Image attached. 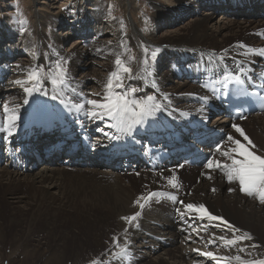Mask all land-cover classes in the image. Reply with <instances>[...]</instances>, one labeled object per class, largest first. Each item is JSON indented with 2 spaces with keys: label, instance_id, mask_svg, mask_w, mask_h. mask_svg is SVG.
Returning <instances> with one entry per match:
<instances>
[{
  "label": "bare ground",
  "instance_id": "bare-ground-1",
  "mask_svg": "<svg viewBox=\"0 0 264 264\" xmlns=\"http://www.w3.org/2000/svg\"><path fill=\"white\" fill-rule=\"evenodd\" d=\"M220 1L222 0H173V9L165 13L158 12L157 17L161 20L170 19L174 16L175 11L179 12L178 15L181 16L182 13L184 14L188 10H195L202 4L208 6L209 3H217ZM235 1L239 2L244 0ZM231 5L232 4L229 3L226 8V11L230 12V14L231 12H235V9L230 7ZM94 11L98 13L97 9ZM63 17L64 16H57L54 19V24L56 26L61 25L64 22ZM92 17L96 18L97 14L78 11L74 13V20H72V22L82 24ZM101 19L96 18V20ZM261 20L262 19L258 17L252 18L249 21L244 19L240 23H228L217 29L215 28L216 30L214 31L208 32V28L206 27L208 19L196 18L181 30H178L174 34L167 35L165 39H168L164 42L151 41L148 37H154L152 34L144 36V41H142L139 46L137 45V49L134 45L135 42L139 43L138 36L136 34H131V36L124 41L126 49L125 54L122 55V59L132 68V76L130 79L136 80L135 88L137 91L134 96H138L137 98L140 99L146 96L155 97V102L161 106L159 112L162 116H175L174 112H169L168 110V106L171 104L180 109L177 112L188 118L198 117L201 120H206V114L196 106L199 102L196 98V96L199 95V91L196 87L177 81H173L175 85L170 88L168 87L169 84L172 83V73L174 74V70L181 66L180 61L170 62V66H168L167 70L169 69L172 73L169 70H160L161 72H158V69L154 70L155 64L160 63L162 59L169 61V59L173 57L183 58L182 63L184 62L185 64H190L192 61L198 60L203 63H212L216 61V58H210L220 56L224 59L222 60L223 63L226 61L231 64L233 59H238V65L246 63L247 67H251V60L254 59V55L251 54L252 51L250 50L264 49V41L258 42V38L256 39V36H264V21ZM7 29L6 27L4 30L6 33L13 34ZM18 32L19 31H17V34ZM33 41L34 42L31 43L33 49L24 51L26 52L25 56L31 58L30 63L24 64L20 61H15L13 64L7 62L0 63V78L4 81V84L10 85L7 90L15 91L16 94L14 98H11L12 95L6 98V95L5 98L0 100V110H3V105L8 103L10 109L9 114L14 112L18 117L14 125L10 128L13 133L16 132V128H18V133L25 132L29 128L28 124H26L27 115L25 114L33 105V103H30L31 97L37 96L40 90H45L48 96L49 89H53V92H56L57 89H61H54L53 85L45 79L38 85V91H33L31 95H26L24 92V85L15 83V81L18 80L24 81L31 67L40 66L45 69L47 64L54 63L52 58H57L55 54V56L52 54L42 55V42L39 41V39H34ZM120 41V35H117L115 41L111 42L109 45L104 43L101 45L99 42L90 41H86L83 44L81 41H77L72 49L66 51L68 52L66 57L62 58L67 60V69L74 65L76 60L78 63L86 64L89 59L88 57L115 58L114 53H121ZM26 48H30V46L27 45ZM153 51L157 53L155 60L152 59V55L147 59V54H151ZM129 57L133 58L129 59ZM193 57L195 58L194 60ZM145 60L147 61L146 64L144 63ZM113 64V61L108 59L104 65H101L102 69L104 68L106 72L105 75L91 73V79H87L90 77L86 73L81 77L80 81L69 79L70 85L66 87V89L72 94H78L79 103L73 97L70 98L76 105H84V107L79 110L83 115H87L89 110L99 111L86 103H82V99L103 100L105 95L104 84L106 83L108 74L115 70ZM164 65L161 64L157 68H162ZM10 68L16 71L14 74L19 73V76H13L9 72ZM130 79H125L123 83L125 84ZM27 86L31 87L32 85L29 84ZM94 86H98L102 89V97L95 95L96 93L93 92ZM0 87H2V85H0ZM4 94L2 88H0V97ZM25 99H27L28 103L24 102ZM188 102L190 104H188ZM191 102L195 105H192ZM154 115L160 118L157 111ZM215 118L212 125L217 129L223 130L228 136L231 135L234 139L241 140L250 151L264 157V114L249 117L245 120L247 122L235 123V125L243 130L245 135L253 136L252 145H255V147L248 145L247 141L246 143L242 141L240 133L235 131L233 125H229L228 119L219 118V116ZM1 120H5V118L2 119L0 115V121ZM47 120L52 121L54 118L47 116ZM97 120L101 119L97 118ZM257 133L260 135L257 136ZM41 141L42 139H39L36 143H40ZM232 147H234V145L227 142L223 145L220 152L228 151ZM223 157L224 155L221 154V157L216 156L213 161L231 164L229 158L224 160ZM47 167L43 169L46 170ZM209 169L210 168L205 167L204 169L193 171V179L195 178L198 184L192 182L188 188L182 191L187 195V200L183 203L182 207L186 210L184 207L186 204H202L211 215L222 217L223 221L227 223L221 220H210L208 216L188 209L191 214L199 215L198 219L208 222L212 228V232L199 237V247L190 244V246L186 247L188 248L186 251L176 244L165 249L157 242L148 241L145 237L147 233H152L166 240H175L176 235H167V233L159 231L156 228H149L139 221L144 217H153V215L158 219L162 217L159 207L150 213V210L145 208L141 210L139 204L135 203L139 200V203L143 204L144 199H142V197H147L149 193L159 189L157 185L161 184V182L158 181L161 174H132L129 176L132 177V182L130 181L131 178H129L130 187H125L122 185L123 181H121L119 175L113 176L114 180L111 179L112 176L109 178L108 174L98 173L96 168H93V170L98 174L92 177V179L90 178V182L83 180L82 176L78 173V175L68 173L67 169L63 167L59 170H50V174L49 172V175L47 174L48 176L19 174L7 168H1L0 204L8 205L9 210L7 214H3L0 209V219L3 220L0 223V264H4L3 259L5 258H8L9 264H18L19 261H16L18 253H25L27 248H31L29 250H32L34 247L35 249L44 250L48 258L55 257L57 256V250L61 247V243L65 244V241L73 243L76 247V249H74L76 252H80V250L88 247L89 249L87 250L91 252V256L88 257V259H82L81 257V260L80 258L77 259L75 255L77 260L68 261L70 263H64L65 260L62 261L63 258L60 260L61 257L59 256V259H54L52 263L47 264H90V261L93 259L102 262V264H114L115 262L111 260V258L116 257L114 254L119 252L120 247H126L127 255H130L137 264H205L204 261L207 258H210V263L215 264H238L235 260L229 261L223 259L224 257H233L236 255L241 256L245 261L264 259V204L259 203L255 197L249 200L244 196H240L238 194V181H232V183L226 184L228 179L225 175L222 179L221 174H216ZM174 173H176V175ZM166 174L169 175L165 177V179L170 178V176L178 175L177 171L170 173L165 172L164 175ZM106 177L109 178L110 181H108ZM133 178L137 179L136 181L138 182L142 181L148 183L149 188L147 194L139 197L134 194V187H132V184L135 181H133ZM182 179L189 181L188 178ZM213 189H215V191H213ZM229 189L233 190L229 191ZM46 190H48V192H46ZM49 192H54L56 197L53 196L54 198H50ZM7 199L10 200L7 201ZM137 211H140L141 215L135 221L129 223L121 219L122 217L132 216ZM52 215H59L60 222L65 221V223H67L66 221H69L70 225L65 227L59 226L58 229L54 231L55 223L58 221L54 222L55 220L53 221L51 218ZM36 221H43L44 228L42 229L43 231L39 230L41 231L39 235H33L34 237L30 239L28 235L30 234L31 225ZM228 224L233 227L229 228ZM234 229H239V231L236 232ZM218 231H225L226 235H218ZM55 232H57V235H55ZM244 233L250 234L252 239L237 240L236 243L231 246H225L223 241L219 239V237H225L226 239L233 240L236 237H242ZM21 236H26V239L25 237V240L21 239ZM57 236H60L59 239ZM114 237L116 238L115 241L113 240ZM2 242H6V244ZM138 242L140 244L136 246ZM214 243L217 244L214 249L205 248L207 245H212ZM9 244H15L13 246L15 248H12V245L7 247L12 248L11 250L14 249V251L8 252V249L6 250L5 247L7 245L9 246ZM252 245H257L258 247L253 248ZM200 247L204 250L200 251ZM241 249H244V251H240ZM158 251H160L159 255L157 254ZM206 252H212L214 257L203 255V253ZM30 253L28 252V254ZM59 253H61V250ZM28 254L26 257H28ZM34 258L32 259L33 262ZM71 259L72 257L70 260ZM30 263L32 262L30 261Z\"/></svg>",
  "mask_w": 264,
  "mask_h": 264
},
{
  "label": "rangeland",
  "instance_id": "rangeland-1",
  "mask_svg": "<svg viewBox=\"0 0 264 264\" xmlns=\"http://www.w3.org/2000/svg\"><path fill=\"white\" fill-rule=\"evenodd\" d=\"M173 5H174L173 0H0V45H2V46H0V48L5 46L6 48H8V50L10 49V51H8L6 48L4 49V51L6 50V51L10 52L11 54L18 55L16 60H18L24 64H27V63L31 62V58L29 56H25L26 52H24V51L25 50L28 51V50L33 49L31 43L34 42L33 41L34 39H39V41H41L43 44L42 49H41V51H43L42 55H46V54L47 55H49V54L54 55L55 54L56 57L58 58V59L52 58L54 63L46 65L45 72H47L49 69H54L55 63L57 60H60L62 57H66V54H68V52H66V51H69V49H72V47L76 44V42L80 41L79 40L80 34H83L85 32L93 31L94 35L97 34V32H100V33H98V36H99V34H101L100 38L90 40V42H99L101 45L103 43L109 45L111 42H114L115 39L117 38V35H120V37H121L120 42L124 43V41L127 40L131 36V34H136L138 36L139 43L135 42L134 47L137 49V47L142 43V41H144V36L152 34V35H154V37H148L151 41H153V42L154 41L155 42L163 41L164 42L165 40L168 39V38L165 39L167 35L174 34L178 30H181L183 27H185L186 25L191 23V21H193L196 18L197 19H199V18L200 19H202V18L208 19L207 26H206L208 28V32L214 31L218 27H221L222 25H225L228 23H232V22H239L240 23V22H242V19H240V18H236V19L232 18V16L233 17L235 16V12H233V13L231 12V14L229 13V16L231 15V18H230L226 14H215L214 12H205L201 9L198 10V13L193 12L195 10H188L184 14L182 13L181 16L178 15L179 12L175 11L174 16L170 19L161 20L157 17L158 12L165 13V12L172 10ZM202 5H204V4H202ZM202 5H200V7ZM109 6H111L112 16L115 17L116 19H109L108 18ZM95 9H97L98 13L96 11H94ZM255 9L256 8H253L254 11H255ZM78 11H83L84 13H92V14L96 13L97 14L96 18L97 19L102 18V19L96 20V18L92 17L88 21L83 22V23L94 22L95 25H87V26L77 27V25H80V24L72 22V20H74V18H73L74 13H77ZM99 14H101V15H99ZM57 16H64L63 17L64 22L61 25L56 26L54 24V19ZM145 17L148 18L147 24L145 23ZM22 20L26 21V23L23 25V27L25 28L24 32H21V26H22L21 21ZM121 20L123 21V24H124L123 29H121V25H120ZM232 20H234V21H232ZM261 21H263V20H261ZM74 25L76 27H73ZM6 27L8 28L7 30H9V32L13 33V34L6 33L4 31ZM79 28H81V30H79ZM17 31H19L18 34H17ZM5 34H6V36H5ZM94 35H91L90 38H92ZM259 38H261V39H259ZM263 38L264 37L256 36V39L258 42H261V41L263 42V40H262ZM27 45H29L30 48H26ZM57 52H58V55H57ZM120 54H121V56L123 54H125V48L121 47V53ZM151 55H152V53L147 54V59H149L151 57ZM0 56H1V54H0ZM88 58L89 59H88V62L86 64L85 63H78L76 60V63L74 65H72L71 67H69V69H67L68 78L70 80L80 81L81 77L83 75H85L86 73L89 75V77L92 76L91 73H100L101 75L102 74L105 75L106 72H105L104 68L102 69L101 65L102 64L104 65V63L107 62L108 59H110L111 61H114V59H115L113 57H104V58L88 57ZM131 58H133V57H131ZM194 59L195 58L193 57V60ZM161 64H163V65L165 64V65L162 68H157ZM113 66H114V64H113ZM167 68H168V60L166 61L165 59L164 60L162 59L160 63L155 64V66H154V70L158 69V72L165 71V69L167 70ZM12 75L14 76V74H12ZM87 79H91V77L87 78ZM173 81L174 80L172 77V79H171L172 83L169 84V86H168L169 88L172 87L173 85H175L173 83ZM5 85L8 86L9 84H5ZM124 85L127 88L128 82H126ZM8 87L2 88V91L5 94L0 97V100L5 98L6 95H7L6 98L10 97V95H12L11 98H14V96L16 95L15 91H6ZM130 88H135V86H131ZM101 91H102V89L100 87H98V86L93 87V92L96 93L95 95H98V96L102 95L103 96ZM115 91H118V89H116ZM18 94H19V91H18ZM0 113H1L0 115L4 116V113L2 110H0ZM213 122H214V120H211V123H213ZM245 122H247V121H245ZM259 135L260 134L257 133V136H259ZM246 136L249 138V140H251V142L253 141L252 139H254V138L252 135H246ZM241 139H242V141H244L246 143V141L244 140V138L242 136H241ZM45 167H47V166H40V167H38V169H36L32 173H29V175L30 174L31 175L32 174L33 175L38 174L37 176H42V175H47L48 172L50 174V170H52V169H58V170L62 169L60 167H47V169L45 170V169H43ZM1 168L5 169L6 167L2 166ZM67 171H68V173H70L72 175H74V174L76 175L77 173L80 174L82 176V179L86 180L87 182H90L91 181L90 178L92 179V177H95L99 172L102 174L104 173L102 171H98V173H96L94 170L93 171L92 170L91 171L67 170ZM194 171H196V170H194ZM191 172L192 171L179 170V171H177V174H178L177 176H170V178H166V179H165V177H167L169 174H166V175H164L165 173L161 174L160 179H158V181L161 182V184L159 183L160 185H157V187L159 189L154 190V191H158V190H162V189L163 190L168 189V191L176 193V192H180V191H183L184 189L188 188L192 182L198 184V181L195 180V178L193 179V177H194L193 172L192 173ZM104 174H106V173H104ZM174 174L176 175V173H174ZM183 174H185V175H183ZM108 176L110 178L112 175L108 174ZM120 177H121L120 178L121 181H123L122 185H124L125 187H130L129 178H131L130 181L132 182V177H129V176H120ZM173 177H175L174 180L172 179ZM109 178H107L108 181H110ZM182 178H188L189 181H185ZM111 179H114L113 176L111 177ZM180 179H181V181H180ZM136 180L137 179L133 178V181H135L132 184V187H134V194L137 197L147 194L148 193L147 190L149 188L148 183H145L142 181L138 182ZM170 180L172 181V183L177 185L176 188L172 187V184H170L168 182ZM111 181H113V180H111ZM178 185H181V187H178ZM154 191H152V192H154ZM46 192H48V190H46ZM53 196L56 197L54 192H49V197L54 198ZM8 200H10V199H7V201ZM0 209H1V213H3V214H7L8 210H9L8 205H3L2 203L0 204ZM54 216L53 215L51 216L52 220L53 221L55 220L54 222L58 221L55 223L54 231H56L59 226L65 227V226L70 225L69 221H66L67 223H65V221H61L62 222L61 223L60 218L58 217L59 215L55 216L56 218ZM151 220H153V217H148V218L144 217V218H142V220H139V221L142 224H145L149 228H154L153 226L149 225V222H151ZM2 221L3 220L0 219V223ZM40 222L41 221H39V222L36 221L34 224L31 225V230L29 232L30 234L28 233L29 234L28 236H30L29 237L30 239L32 237L36 236V234L39 235V233H41V231H43L42 229L44 228V225H43L44 222L43 221H42L43 223L42 222L40 223ZM59 222H60V224H59ZM39 230H41V231H39ZM56 233L57 232H55V235H57ZM217 234L218 235H226L225 231H218ZM42 235H40V236H42ZM21 237H22L21 239H23V240L26 239V236H21ZM24 237H25V239H24ZM59 237L60 236H57L58 239H59ZM2 243L6 244V242L5 243L2 242ZM69 243H70L71 247L69 246ZM72 244L73 243H71L70 241L69 242L65 241V244L61 243V247H60V249L57 250V253H56L57 256L51 257L53 259L48 258V256L46 255V253L42 249H35V247H34V248H32V250H34V251H32V250H29L31 248H27L26 249L27 254H28V252L29 253L31 252L30 254H28V257H26L27 254L24 251L25 253H22V254L18 253L16 261L17 260L19 261V262L17 261L18 264L20 262H23V260H24V262L21 264H27V263L28 264H35L36 262L38 264H43L44 261H45L44 264H47V263H52L54 261V259L57 260L61 257L60 260H62V258H63L62 261L65 260L64 263H67L68 261L77 260L78 258L81 259V257H82V259H84V258L88 259V257L91 256V252L89 250H87V249H89L88 247H86L83 250H80V252H78V251L76 252L74 250V249H76V247L74 246V244L73 245ZM139 244L140 243L138 242L136 244V246ZM193 244H191V245H193ZM10 245H12V244H9V246L7 245L6 247L4 246L6 248V250L8 249L7 250L8 252L14 251V249L13 250H11V249L15 248V247H13L15 244L11 246L12 248H7V247H10ZM176 245L187 251L188 248H186V247H188L190 244L184 246L183 244L177 243ZM198 245H196V247H199ZM201 248L202 247H200L199 250L203 251L204 249L203 248L201 249ZM41 250L43 251V253ZM60 250H61V253H59ZM82 253H84V254H82ZM37 254H39V255H37ZM157 254L159 255L160 251H158ZM75 255H76L77 259L75 258ZM82 255H86V256H82ZM31 256H33V257H31ZM29 257H30V259H29ZM34 257H36V258H34ZM71 257H72V259L70 260ZM33 258H34V262L32 260ZM3 260H4L3 261L4 264L8 262V258L7 259L5 258ZM29 260L32 263H30ZM208 261H210V258L205 259L204 263L208 264ZM68 263H70V262H68ZM7 264H9V262Z\"/></svg>",
  "mask_w": 264,
  "mask_h": 264
},
{
  "label": "snow or ice",
  "instance_id": "snow-or-ice-1",
  "mask_svg": "<svg viewBox=\"0 0 264 264\" xmlns=\"http://www.w3.org/2000/svg\"><path fill=\"white\" fill-rule=\"evenodd\" d=\"M19 11V10H18ZM108 18L109 19H116L112 16L111 6H109L108 11ZM148 18L145 17V23L147 24ZM26 21H21V32L25 31L23 25ZM121 29L124 28L123 21H120ZM120 47L126 49V45L121 43ZM147 51V50H145ZM250 51H259L261 55H264V49L262 50H250ZM35 55V53H34ZM115 59L113 61L115 70L108 74L106 83L104 84L105 95L102 101L97 100H86V104L92 106L94 109H98L99 111L89 110L87 115L91 117L93 120L99 118L101 120L107 118L111 121V123L107 124L106 127L109 129H115L116 132L124 133L127 135H131L134 128L136 126L143 125L145 119L147 117L154 116L155 112L160 109V105L155 102V97L153 96H146L142 99L135 98L134 94L136 93V88H126L123 81L125 79H130L132 76V68L131 66L126 63L125 60L122 59L120 53H114ZM157 53L155 51L152 52V59L155 60ZM129 59H132L129 57ZM144 63L146 64L147 61L145 60ZM67 60L61 58L57 60L55 63L54 69H49L45 72V69L40 66L31 67L27 73V77L24 81H15L17 84L24 85V92L26 95H31L33 91H38V85L42 80H48L55 88H66L69 87L70 81L68 78L67 72ZM246 70L241 68L240 72L244 73ZM225 81L228 79H234L237 84L240 82V76L238 74H233L232 76L226 75L224 77ZM31 84L32 86L29 87L27 85ZM116 89H121V91H115ZM74 91V90H73ZM57 97L54 96L53 99ZM207 98H205L206 100ZM28 103L27 99L24 101ZM63 103V101H62ZM84 105H77V110H81ZM3 111L5 113V124L6 130H8V135H12V131L10 130L11 126L14 125L15 120L18 117L14 114L10 113L8 103L3 105ZM233 128L236 132L240 133V135L247 141L248 145L255 147L252 145L251 140L244 134L243 130L237 126L233 125ZM98 131L103 132V129H97ZM104 135L107 136L110 140L119 139L120 137L116 134L111 132H104ZM228 141L231 142L234 147L229 149L228 151H222L221 154L226 156L231 160V164H223L220 161H213L209 160L206 164L208 168H215L221 169L224 171L225 176L229 180L238 181L239 183V190L241 193L249 196L255 197L259 203L264 204V157L256 155L253 151H250L249 148L241 142L239 139H234L231 135L227 137ZM221 145H217V151H221ZM235 154V155H233ZM211 178V177H209ZM175 179V177H173ZM172 187H176L177 185L172 183ZM233 189H229L232 191ZM215 191V189H213ZM163 195V193H149L147 197H142L145 201L151 200L155 196ZM175 200V197H172ZM135 203L139 204L141 210L145 207V204L139 203V200ZM183 203V202H181ZM186 209L197 211L202 213L203 215L208 216L210 220H221L223 221L222 217H217L211 215L204 205H195V204H186L184 205ZM141 215L140 211H137L132 216L122 217V220L127 222L135 221ZM227 223L226 221H223ZM229 228L233 226L228 224ZM234 231L238 232L239 229H234ZM221 241L225 244V246H231L236 243L237 240L248 239L251 240L252 237L248 233H244L242 237H236L233 240L226 239L225 237H219ZM113 240L115 241L116 238L114 237ZM211 242V241H210ZM253 248L258 247L257 245H252ZM240 251H244L241 249ZM127 252L126 247H120L119 252L115 253L114 255L117 257H123ZM203 255L208 257H214L212 252L203 253ZM225 260H235L238 264H264V259H255L245 261L241 256L236 255L233 257H224ZM90 264H102V262H98L96 259L90 261Z\"/></svg>",
  "mask_w": 264,
  "mask_h": 264
}]
</instances>
